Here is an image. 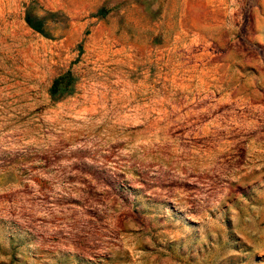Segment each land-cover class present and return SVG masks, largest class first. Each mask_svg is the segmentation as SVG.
<instances>
[{
	"label": "rangeland",
	"instance_id": "1",
	"mask_svg": "<svg viewBox=\"0 0 264 264\" xmlns=\"http://www.w3.org/2000/svg\"><path fill=\"white\" fill-rule=\"evenodd\" d=\"M0 264H264V0H0Z\"/></svg>",
	"mask_w": 264,
	"mask_h": 264
},
{
	"label": "trees",
	"instance_id": "2",
	"mask_svg": "<svg viewBox=\"0 0 264 264\" xmlns=\"http://www.w3.org/2000/svg\"><path fill=\"white\" fill-rule=\"evenodd\" d=\"M27 22L28 24H30L29 21ZM30 27H32L34 30L39 32V29L37 27L31 25ZM66 79H67V75H64L53 81L50 88V94L52 97H54L55 95L63 96L65 94H71V89H69V87L72 86V83L71 81H66Z\"/></svg>",
	"mask_w": 264,
	"mask_h": 264
}]
</instances>
